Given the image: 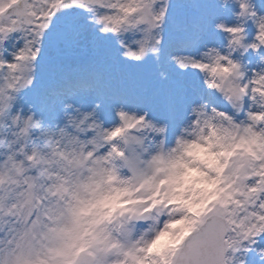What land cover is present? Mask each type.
Listing matches in <instances>:
<instances>
[{
    "label": "snow or ice",
    "instance_id": "6c2138e0",
    "mask_svg": "<svg viewBox=\"0 0 264 264\" xmlns=\"http://www.w3.org/2000/svg\"><path fill=\"white\" fill-rule=\"evenodd\" d=\"M0 264H264V0H0Z\"/></svg>",
    "mask_w": 264,
    "mask_h": 264
}]
</instances>
